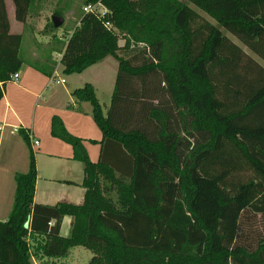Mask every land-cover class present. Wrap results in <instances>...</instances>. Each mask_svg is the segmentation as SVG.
Listing matches in <instances>:
<instances>
[{"label": "trees", "instance_id": "trees-1", "mask_svg": "<svg viewBox=\"0 0 264 264\" xmlns=\"http://www.w3.org/2000/svg\"><path fill=\"white\" fill-rule=\"evenodd\" d=\"M12 1L25 22L34 0ZM94 1L107 14L82 10L61 36L52 20L45 28L64 74L117 61L105 111L91 83L72 91L101 130L98 160L52 115L51 134L83 164V201L76 209L34 202L30 151L0 220V264L61 257L76 245L92 251L87 264H264V66L224 32L264 60V0ZM21 42L0 0V98L24 61ZM56 63L35 67L51 75Z\"/></svg>", "mask_w": 264, "mask_h": 264}, {"label": "crops", "instance_id": "crops-1", "mask_svg": "<svg viewBox=\"0 0 264 264\" xmlns=\"http://www.w3.org/2000/svg\"><path fill=\"white\" fill-rule=\"evenodd\" d=\"M50 1L34 0L27 18H30L34 10L41 14ZM4 2L10 32L21 33L24 24L15 18L13 1L4 0ZM54 11H51L52 15ZM78 22L79 18L75 25ZM72 30L73 28L69 33ZM42 36L44 38L42 41L48 42V38ZM42 46L40 47L43 48ZM48 47L50 54H58V51L52 50L51 45ZM35 52L36 50L28 48L24 55L20 53L24 61L18 69V80H9L2 87L0 98V220H5L8 216L15 190L14 175L27 170L30 151L34 155L36 165L33 201L70 209H76L81 205L85 190L82 186L83 164L74 158L72 147L68 142L51 134V117L52 115L60 116L66 129L82 139L89 158L97 161L101 130L93 120L90 103L76 100L72 91L86 82L91 83L105 111L114 88L118 67L114 57L115 61L108 67L105 64L108 57L106 56L80 72L64 74L58 54L57 57H51L57 63L53 73L47 75L35 67V65H43L45 61L38 63ZM92 68L99 69L98 78L90 73L86 74ZM20 130L28 134L29 144L23 140ZM34 139L38 140V144H33ZM70 223L71 217L65 215L60 227V233L63 236L70 234ZM29 241L37 243V239L29 238ZM69 254L49 258L37 253L31 256V261L33 264H66Z\"/></svg>", "mask_w": 264, "mask_h": 264}, {"label": "rangeland", "instance_id": "rangeland-1", "mask_svg": "<svg viewBox=\"0 0 264 264\" xmlns=\"http://www.w3.org/2000/svg\"><path fill=\"white\" fill-rule=\"evenodd\" d=\"M87 0H51L49 5H47L41 14L38 13L37 10H32L30 18H26L25 22H22L24 24V28L22 29V42L20 46V53L24 55L26 53V50L28 48L31 50H36V54L38 59L36 61L38 63L45 60L47 57H57L60 52L56 55V53L50 54L51 51L48 46H50V41H53L54 39L51 37V32L45 28V25L52 20L51 19V11L53 10H61L62 12V18L63 21L60 26L55 30L56 36H61L64 34H69L70 30L74 28L77 23L78 18L80 17V14L83 10V6L87 4ZM190 6L195 7L192 3H190ZM204 17H206L209 21L216 23L215 20L207 15L205 12L199 10L196 8ZM30 13V11H29ZM21 22V21H20ZM225 34H227L231 39L236 41L246 52H248L251 56H253L260 64L264 66V60L258 57L256 54L251 52L246 46L238 42V40L227 31H224ZM60 34V35H59ZM46 36V39L48 38V42H43L42 39L43 36ZM41 40V41H39ZM120 44L124 43V38L120 37L119 41ZM45 46H42V45ZM42 46L43 48H41ZM40 50V52H39ZM33 55V54H32ZM31 55V57H32ZM40 59V60H39ZM42 59V60H41ZM55 59V58H54ZM115 60L112 56H108L107 60L105 62L106 66H110L111 63H113ZM95 70L92 68L86 72V74L90 73V75L99 76L100 72L99 69ZM103 99V97H101ZM103 104V103H102ZM257 229H261V224L258 223L256 226ZM92 251L89 248H86L81 245L73 246L70 250L69 256L66 258V264H87L89 258L92 256Z\"/></svg>", "mask_w": 264, "mask_h": 264}, {"label": "built area", "instance_id": "built-area-1", "mask_svg": "<svg viewBox=\"0 0 264 264\" xmlns=\"http://www.w3.org/2000/svg\"><path fill=\"white\" fill-rule=\"evenodd\" d=\"M83 11L84 12L91 11V12L96 13L99 16H103L104 14H107V8L100 1L88 2L87 4L83 6ZM105 25L110 27L111 22L107 20L105 21ZM59 55L61 56V53ZM18 78H19V73L17 70L11 75L10 80L17 81ZM33 144L34 145L38 144V140L34 139Z\"/></svg>", "mask_w": 264, "mask_h": 264}, {"label": "water", "instance_id": "water-1", "mask_svg": "<svg viewBox=\"0 0 264 264\" xmlns=\"http://www.w3.org/2000/svg\"><path fill=\"white\" fill-rule=\"evenodd\" d=\"M51 19H52L53 26H55V27L60 26L61 23H62V21H63L62 16L57 15V14H53V15L51 16ZM29 222H30V215H28V217H27V219L25 220L23 226H24V227H28V226H29Z\"/></svg>", "mask_w": 264, "mask_h": 264}]
</instances>
